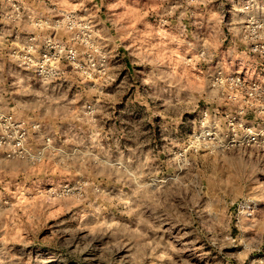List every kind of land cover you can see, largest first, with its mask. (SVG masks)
Wrapping results in <instances>:
<instances>
[{"label":"rangeland","instance_id":"obj_1","mask_svg":"<svg viewBox=\"0 0 264 264\" xmlns=\"http://www.w3.org/2000/svg\"><path fill=\"white\" fill-rule=\"evenodd\" d=\"M253 83L264 0H0V264H264Z\"/></svg>","mask_w":264,"mask_h":264},{"label":"built area","instance_id":"obj_2","mask_svg":"<svg viewBox=\"0 0 264 264\" xmlns=\"http://www.w3.org/2000/svg\"><path fill=\"white\" fill-rule=\"evenodd\" d=\"M36 63V62H35ZM264 86L253 83L249 89L250 105L264 107ZM240 113L243 110L239 111ZM241 116L233 115L227 121L228 133H236V128L240 129L238 144H243L246 147L256 146L264 151V117L260 116L254 120H241ZM233 133V134H234ZM228 135V134H225ZM219 144L223 145V140L219 139Z\"/></svg>","mask_w":264,"mask_h":264}]
</instances>
